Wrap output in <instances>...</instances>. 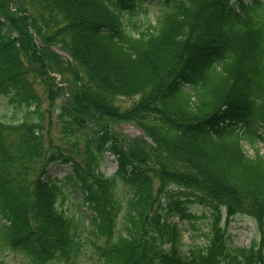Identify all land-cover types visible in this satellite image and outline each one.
Segmentation results:
<instances>
[{
	"label": "trees",
	"instance_id": "obj_1",
	"mask_svg": "<svg viewBox=\"0 0 264 264\" xmlns=\"http://www.w3.org/2000/svg\"><path fill=\"white\" fill-rule=\"evenodd\" d=\"M158 1L140 29L147 0H0V99L21 113L0 115V249L81 264L85 238L101 264H264V0ZM54 116L66 148L49 136ZM115 120L151 143L123 139ZM107 153L113 175L101 171ZM59 161L70 175L47 177ZM69 189L88 222L67 211ZM194 202L210 224L204 245L184 252L171 219L193 222ZM239 215L259 234L249 246L227 232Z\"/></svg>",
	"mask_w": 264,
	"mask_h": 264
},
{
	"label": "rangeland",
	"instance_id": "obj_2",
	"mask_svg": "<svg viewBox=\"0 0 264 264\" xmlns=\"http://www.w3.org/2000/svg\"><path fill=\"white\" fill-rule=\"evenodd\" d=\"M249 1V0H246ZM163 8L161 2L158 0H147L146 5L143 9L138 12L135 16H133V21L140 25V29L146 27L148 23L152 24L155 23L157 16L159 15V11ZM54 50L58 51L62 56L67 57V53L62 51L59 47H54ZM52 76H56L55 81L58 84V87H65L64 82L61 81V77L57 73H53ZM55 84V83H54ZM56 84V85H57ZM40 96H42V106L47 108V102L45 99L44 94V87L43 84H34ZM189 89V86H188ZM61 91V92H60ZM57 94L60 95L57 98V102H64L67 100L68 95L65 94L63 90H57ZM138 99V96H134L133 98L130 97H123L119 99L117 102L121 105L122 108H126L132 106L134 101ZM57 111H54L56 114ZM3 115L4 119L13 121L17 120L20 117V111L11 105L7 99L1 98L0 99V115ZM47 124L50 123V120H46ZM111 126H114V130L116 134L122 136L123 139H138L142 142L151 143V139L145 135L138 125L133 124L129 120H115L112 121ZM51 134L49 136L55 141L56 144L64 145V147H68V143L62 138V128L60 119L54 116L53 120L51 121ZM126 137V138H125ZM258 146L260 147V152L264 154V142H259ZM244 150L246 153L253 155L254 150L253 147L248 143H244ZM117 159L115 155L106 154L105 161L101 167V171H104L107 175H113L117 171ZM72 171L71 164L67 162H54L51 163L48 167V174L47 177L59 179V178H66L70 175ZM70 188V186L68 187ZM172 191L169 195L174 193L175 196L186 198V194L181 192L179 189L171 188ZM69 198L66 204L67 211L71 214H75L76 216H84L87 218L86 222H88L89 218V209L87 205L84 203L82 204V197L81 194L77 193L74 190L69 189ZM168 199V197H166ZM187 208L189 211L196 212L199 215L196 219L192 221L183 219L181 220L177 215L173 216L171 220L177 222L179 224V228L181 229V234H183V238L181 239V248L185 251H188L191 247L196 245H204V233L208 230V225L210 224L209 216L207 215V211H205L200 205L196 202L188 203ZM229 236L231 241L235 245H251V241L253 238H258L259 234H257V230L255 227V223L252 219H249L247 216L239 215L235 217L228 226ZM80 253L77 255V261L81 264H101L100 261L97 259V256L94 254L92 249H90L88 242L86 239H82L80 241ZM0 258H3L5 261H9L15 264H27L24 261L23 256L20 253L13 252L6 249L5 247H1L0 249Z\"/></svg>",
	"mask_w": 264,
	"mask_h": 264
}]
</instances>
